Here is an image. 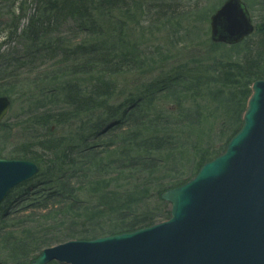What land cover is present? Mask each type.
Returning a JSON list of instances; mask_svg holds the SVG:
<instances>
[{
	"label": "trees",
	"instance_id": "1",
	"mask_svg": "<svg viewBox=\"0 0 264 264\" xmlns=\"http://www.w3.org/2000/svg\"><path fill=\"white\" fill-rule=\"evenodd\" d=\"M12 2H17L18 6L13 5V10L8 9L4 14L0 10L4 17L1 33L6 39L11 36L8 43L14 39L23 42L26 52L21 58L10 61L12 66L4 70L0 96H7L12 104L13 97H25L26 110L18 119L25 121L23 133L31 137L25 144L10 148V135L19 130L21 124L18 121L10 125L5 120L0 124L3 139L0 140V157L35 162L39 167L35 178L46 175L55 188L24 207L0 211V252L4 257L0 264H30L44 248L71 240L129 233L168 219V205L159 199L160 194L185 184L191 176L176 181L166 175L163 178L169 180H165L166 185L153 189L154 198L164 211L161 216H154V209L144 204V200L150 198L143 196L145 187L134 191L108 188L127 183L133 171L152 177L163 164H168L167 172L172 174L187 150L188 154L195 151L200 159L194 170L196 174L205 163L224 151H211L204 156L199 143L188 148L186 143L173 142V131L201 123L198 113L178 112L179 103L184 95L203 96L224 118L235 114L239 123L227 143L242 125L251 85L264 80V26L258 34L254 31L244 40L243 46L212 44L224 50L242 47L238 50L242 53L238 52L236 58L212 60V65L198 68L193 78L173 76L168 86L157 89L152 84L147 93L145 90L140 95H131L129 100L116 106L120 77H147L160 63H175L167 55L158 59L162 54L158 47L141 49L125 33L126 24L135 22L139 26L143 22H138L136 17L137 12H144L147 0ZM257 3L261 6L260 1ZM25 5L35 7L32 15L22 14ZM246 7L250 8L248 4ZM8 18V22L11 20L15 25L8 26ZM24 18L26 25L21 27ZM65 20L76 25L71 47L70 43L56 37V26H62ZM80 32L88 37L78 43L76 34ZM254 37L259 39L253 43ZM37 57L41 62L36 63ZM217 71L219 73L213 76ZM204 73L210 76L205 78ZM208 86L216 88L211 92L202 90ZM159 94L162 96L157 97ZM159 99L176 103L175 119L149 114L153 103ZM237 104L242 105L240 110ZM235 109L237 112L232 113ZM119 137L116 143L115 138ZM76 142L82 146L77 154L71 151L72 147L79 149L78 144L74 145ZM157 186L156 182L154 187ZM66 221L70 227H76L74 232L67 230L63 237L53 238L56 233L60 234ZM80 228L91 233L84 235L77 230ZM31 248L36 251L28 257L33 252Z\"/></svg>",
	"mask_w": 264,
	"mask_h": 264
},
{
	"label": "water",
	"instance_id": "2",
	"mask_svg": "<svg viewBox=\"0 0 264 264\" xmlns=\"http://www.w3.org/2000/svg\"><path fill=\"white\" fill-rule=\"evenodd\" d=\"M210 39L235 45L253 33L240 0L210 17ZM241 130L195 179L161 194L168 222L129 234L45 249L32 264H264V81L252 85ZM10 102L0 97V121ZM38 172L36 164L0 159V202Z\"/></svg>",
	"mask_w": 264,
	"mask_h": 264
},
{
	"label": "rangeland",
	"instance_id": "3",
	"mask_svg": "<svg viewBox=\"0 0 264 264\" xmlns=\"http://www.w3.org/2000/svg\"><path fill=\"white\" fill-rule=\"evenodd\" d=\"M223 1L224 0H147L148 3H146L143 8L144 12H137L136 17L138 22H143L139 26H137L135 22L126 24L124 26L125 33L128 35L129 40L138 43L141 46V49L158 47L162 53L158 59L167 55L175 63L172 65H168L169 63H160L147 77H137L133 75L120 77L117 80L118 93L120 96L115 102V105L119 106L121 102L129 100L131 95H140L145 90L147 93V90L152 84L157 86V89L163 88L164 86L166 87L168 86V81L172 79L173 76L193 78L196 75L198 68L212 65V60L216 62V60L224 61L223 58H236L238 55L237 53L240 52L238 50L242 47L240 49L238 48L241 45L243 46V43L235 45L236 47L239 46L237 50H224L212 46L209 40V16L221 3H223ZM242 1L250 7L248 9L255 28L254 31L258 34L260 28L264 26V2L263 0ZM258 1H260L261 6L257 3ZM13 2L12 0H0V10L2 11V14L7 12L8 9L10 11L13 10V5L14 8L18 6L17 2L15 4ZM23 9L25 11L22 14L29 16V14H33L35 7L32 5H25L23 6ZM17 14L18 12L16 11L15 15ZM201 14L206 16L202 17ZM26 18L22 19L20 22L21 27L26 25ZM8 20L9 18L7 19V22ZM10 24L11 26L15 25L14 23H11V20L7 25L10 26ZM62 24L63 25L60 27L59 25L56 26V37L58 38L59 36V38L70 43L71 47V43L73 44L74 41L73 34L76 25L70 20L62 21ZM3 27L4 17L0 15V56H4L3 58H0V82H3L1 79L4 78V70L7 71L8 67L12 66L10 61L21 58L26 52L24 49L25 44L23 42L22 44L19 43L18 39H14L12 42L10 41V43H8L11 36L6 39L5 34L1 33ZM12 32L13 29L10 30V33ZM76 36L78 38L76 42L78 43H80L84 37H88L86 33L82 32L76 34ZM258 39L259 37H254L251 42H257ZM49 56L51 55H48L47 57ZM238 58L240 59V55ZM38 62L41 61L37 57L36 63ZM218 73L219 71L215 72L213 76ZM209 76L210 74H203V77L205 78ZM215 88L216 87H211V89H209L208 86L202 88V90L206 89V92H211V90H215ZM160 96H162V94L157 95V97ZM230 96L231 94L229 93L228 97ZM24 100L25 97L20 99L13 97V104L11 105L5 119L7 121L5 123L10 125L17 123L18 121L19 124H21L19 125V130L16 129L10 135V148L25 144L31 137L23 133L25 121L18 119L21 117L24 110H26V105L23 103ZM179 104L178 112L181 113L183 111L182 113L188 112L191 114L198 113L201 123H195L193 127H189L188 129L178 128L173 131L171 133V137L174 139L173 142L186 143L188 148L199 143L201 145L199 150L204 152V156L211 151L219 152L224 149L226 140L230 137L231 133L236 129L239 123L236 116H234L235 114H230L227 118H224L220 111L217 113L214 111L213 103L211 101H206L203 96H194L193 98L192 95H184ZM174 105H176L175 102H168L159 99L153 103L149 114L152 113L155 116L163 115V118L173 120L177 117V110ZM237 106L240 110L242 105L237 104ZM125 109L127 110V107L124 108V110ZM231 109H233V107ZM233 112L236 113L237 109L233 110L232 113ZM147 119H149V117ZM0 140L3 139L0 137ZM119 141L120 137L118 139L115 138L116 143ZM77 144L79 149L76 150L72 147V153L77 154L81 150L82 146H79L80 142L74 143V145ZM110 151H114V149H111ZM199 160L200 159L195 151L188 154L187 150L177 164V169H174L175 172L172 174L167 172L169 168L168 164L160 166L154 172L152 177L149 178L138 171H133L129 174V180L127 183L111 185L108 190L114 191L120 188L123 191H134V189L139 190L140 188L145 187V193L143 196L150 198L144 200V204H147L151 210L154 209V216H161L164 214V211L162 205L157 201L158 199L156 197L154 198L153 189L166 185L165 180L169 181L168 179H163L166 175L172 176L176 181H180L188 176H191L188 179H192L195 176L194 170ZM115 178L116 176L113 175L112 180ZM156 182L158 183V186L154 187ZM54 188L55 185L50 182L46 175L33 178L29 182L12 190L3 205L0 206V211L10 208H13L11 210L13 211L16 207H24L38 198L39 195L46 194ZM166 208L169 210V205L168 207L166 206ZM69 224L68 221L64 222L63 225L65 226L60 230V234L56 233V236L53 238L59 239L63 237V235L67 233V230L73 233L76 227L72 228ZM107 225L108 224L104 225V227ZM77 230L81 231L84 235H89L91 233L85 228ZM31 250H33V252L29 253L28 257L36 251L32 248ZM0 254L1 259L3 255L1 252Z\"/></svg>",
	"mask_w": 264,
	"mask_h": 264
}]
</instances>
